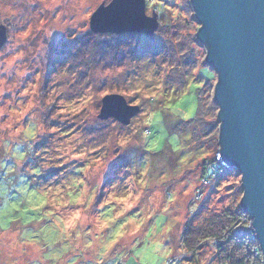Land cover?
<instances>
[{
  "label": "rangeland",
  "instance_id": "obj_1",
  "mask_svg": "<svg viewBox=\"0 0 264 264\" xmlns=\"http://www.w3.org/2000/svg\"><path fill=\"white\" fill-rule=\"evenodd\" d=\"M111 1L0 0V264H220L212 241L183 247L244 194L237 169L203 178L220 141L198 147L194 120L218 73L192 3L147 0L154 35H97ZM112 93L140 105L131 125L99 117Z\"/></svg>",
  "mask_w": 264,
  "mask_h": 264
},
{
  "label": "water",
  "instance_id": "obj_2",
  "mask_svg": "<svg viewBox=\"0 0 264 264\" xmlns=\"http://www.w3.org/2000/svg\"><path fill=\"white\" fill-rule=\"evenodd\" d=\"M201 28L197 38L208 49L205 60L218 72L215 98L220 106V148L224 164L236 167L244 186L241 208L252 221L264 264V0H190ZM147 0H112L91 19V31L154 35L160 21L146 13ZM0 25V51L8 40ZM101 119L124 126L142 110L112 93L103 98ZM251 229V228H250Z\"/></svg>",
  "mask_w": 264,
  "mask_h": 264
},
{
  "label": "trees",
  "instance_id": "obj_3",
  "mask_svg": "<svg viewBox=\"0 0 264 264\" xmlns=\"http://www.w3.org/2000/svg\"><path fill=\"white\" fill-rule=\"evenodd\" d=\"M187 10L188 8H185V11ZM182 21L187 23L189 22L190 24L194 22L193 19L189 20L186 18H181L179 19L178 23L181 24ZM190 24H187L186 27H190ZM87 44L88 42H85L84 46L87 47ZM86 50H88V47L86 48ZM186 69L187 71L181 68V70L179 71V69L176 68L177 72L179 71L180 74H178L177 72L174 73H177L176 76L179 75L178 78L180 79L181 76L188 73L190 67ZM207 102H210L211 117L208 113L210 111L208 110ZM217 104V100H215L213 96L205 97L204 94V96H201L200 98V108L197 117L195 118L196 120H194L195 123L199 122L200 129H196V132L194 134L195 137H193V140L194 142H197L198 147L202 146V142H199L201 139L199 137L201 136V133L204 137H206L207 135V138L215 139V141L218 142L217 149L219 147L218 139L220 134V120L217 117L220 107L215 106ZM194 122H187L186 125H183L181 128L184 130L187 126L194 124ZM207 126H209V128H206ZM214 131H216L215 134L217 135H209ZM213 162H215V157H209L207 158V161H204L205 167L203 169V178H205V180H208V174L206 173V171L208 169H212V166L210 164ZM221 169L222 172L219 173V176L234 170L226 167H223ZM244 216H247V214L241 208V206H239L237 210H225L221 213L211 215L206 220V222L202 224V226L193 227L192 225H188L183 238V247L187 250L189 249L192 253H195L199 248V245H202L206 241H212L216 246V257L218 258L220 264H262L263 255L261 253V246L254 232H250L245 235H239L233 231L234 225L236 224L237 220Z\"/></svg>",
  "mask_w": 264,
  "mask_h": 264
},
{
  "label": "built area",
  "instance_id": "obj_4",
  "mask_svg": "<svg viewBox=\"0 0 264 264\" xmlns=\"http://www.w3.org/2000/svg\"><path fill=\"white\" fill-rule=\"evenodd\" d=\"M210 165L212 166V175L215 177H217L219 175V173L222 172L221 168H223V167L229 168L226 164H224L223 159H222V155L219 152H218V156H217L215 162L211 163ZM229 169H237V168L234 166H231V168H229ZM233 231L239 235H245V234H248L250 232H253L252 221H251L250 217L247 215V216L241 217L239 220H237L236 224L234 225Z\"/></svg>",
  "mask_w": 264,
  "mask_h": 264
},
{
  "label": "bare ground",
  "instance_id": "obj_5",
  "mask_svg": "<svg viewBox=\"0 0 264 264\" xmlns=\"http://www.w3.org/2000/svg\"><path fill=\"white\" fill-rule=\"evenodd\" d=\"M218 73V72H217ZM247 214V213H246ZM248 215V214H247ZM249 216V215H248Z\"/></svg>",
  "mask_w": 264,
  "mask_h": 264
}]
</instances>
